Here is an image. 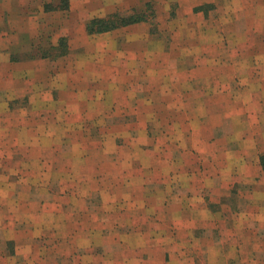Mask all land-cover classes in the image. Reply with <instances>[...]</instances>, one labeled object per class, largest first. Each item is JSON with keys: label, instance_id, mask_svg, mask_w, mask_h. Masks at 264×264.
<instances>
[{"label": "rangeland", "instance_id": "rangeland-1", "mask_svg": "<svg viewBox=\"0 0 264 264\" xmlns=\"http://www.w3.org/2000/svg\"><path fill=\"white\" fill-rule=\"evenodd\" d=\"M114 13L142 20L85 29ZM210 67L221 126L197 94L162 108ZM261 144L264 0H0V264H206L226 227L264 264Z\"/></svg>", "mask_w": 264, "mask_h": 264}, {"label": "crops", "instance_id": "crops-1", "mask_svg": "<svg viewBox=\"0 0 264 264\" xmlns=\"http://www.w3.org/2000/svg\"><path fill=\"white\" fill-rule=\"evenodd\" d=\"M118 28H117V30H118ZM114 30H116V29H114ZM109 31H113V30H109ZM106 32H108V31L101 32L99 34L106 33ZM150 71H152V70H150ZM200 73H203L200 75L202 77H204V79L210 83V86L208 88H206L204 86H197V87H192L190 90L187 91L185 88L180 87L181 83H180V80H178L175 83V85L172 87L171 91L167 92L166 97L162 98V100H160L162 102V108H164L165 110H169L171 104L179 105L177 107V112L179 115V117L177 119L181 120L183 118V114H184L183 112H185V110H186V109L183 110L182 105L186 106V102L188 100L189 95L193 96L194 94H197L195 96H198V98L193 96L194 97L193 101L196 104V106H195L196 114L194 116L193 121H195V122L201 121V119H199L201 117V114L199 113V111H201V109H200L201 107L203 109L207 105L208 106L212 105L213 106V113L210 115V119H208V121H209V123L213 124L214 127H215V125L221 126L223 124L224 120L229 119L227 117L230 116V113H233L236 110L235 105L233 104V99H232V96H234V90L235 89L232 87H216V88H213V70L211 67L209 70L200 71ZM183 76H184V74H183ZM139 92L143 93L144 91H139ZM171 96H183V97L182 98L178 97L177 99H175V98H171ZM198 103H201V104L199 106H197ZM144 104H146V103H144ZM202 117H203V115H202ZM225 118H227V119H225ZM232 119L233 120L235 119V115L232 117ZM217 142H218V140H217ZM261 146H264V144H261ZM263 149H264V147H263ZM262 153H264V152H262ZM250 155H251L250 153H247L244 155V157H247ZM257 157H258V162L260 164V156H257ZM216 159H219L217 154H215V159L213 160V169L215 168L214 167V161ZM213 175H215L214 171H213ZM227 176H228V173H226L224 175L225 178ZM221 188L222 187H220L218 189H221ZM215 191H217L216 186L214 188V192ZM199 217L200 216L198 214H196L195 211L193 210V212L190 215L185 214L183 219H187V221L189 219H191L188 221V223L194 224L196 226V223H202V221L204 220L203 218H199ZM179 219H180V217H179ZM218 219L220 220V218H218ZM225 222L226 221L224 220L223 223H225ZM256 222L258 223L256 229L258 230L257 239L259 240V243L257 244V246H261V245L263 246V248L261 249V253H263L264 252V214L263 215H262V213L258 214L257 218H256ZM220 223H221V221H220ZM218 226H220V224ZM211 229H213V228H211ZM225 229H227V227ZM225 229L221 228V229L217 230L218 231L217 235H219V233H221V232L223 233V236L220 237L219 241H213V231L209 232L208 234H206V236L203 237V240L204 239L208 240L207 243H204L201 240L202 243H204V244H201L200 247H206L205 253L207 255L205 254L206 259H204L206 264H238L240 261L243 260L241 257H238V258L232 257L234 246H232V241H228L229 239H231V236H230L229 232L226 231ZM229 229H233V227L230 226ZM243 230H245V229H243ZM248 233L249 232L246 233V238L248 236ZM210 240H212V241H210ZM249 243L250 242L242 245L241 247H243V248H241L240 252H243V249L247 250L246 247L248 246ZM130 244H131V242H130ZM250 247L253 249V244ZM130 251L133 252V254H134V249L132 251V248H131ZM199 253H202V252H199ZM130 263H133V262L130 261Z\"/></svg>", "mask_w": 264, "mask_h": 264}, {"label": "trees", "instance_id": "trees-1", "mask_svg": "<svg viewBox=\"0 0 264 264\" xmlns=\"http://www.w3.org/2000/svg\"><path fill=\"white\" fill-rule=\"evenodd\" d=\"M142 20V16L128 15L124 16L119 13H114L111 15V19L107 18H93L91 19L86 26V29L89 33H101L121 27L130 23H134ZM261 164L264 169V154L261 155Z\"/></svg>", "mask_w": 264, "mask_h": 264}]
</instances>
